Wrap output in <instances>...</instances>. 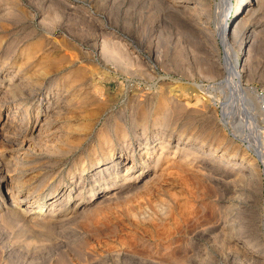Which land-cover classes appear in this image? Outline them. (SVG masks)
<instances>
[{"label": "rangeland", "instance_id": "1", "mask_svg": "<svg viewBox=\"0 0 264 264\" xmlns=\"http://www.w3.org/2000/svg\"><path fill=\"white\" fill-rule=\"evenodd\" d=\"M236 1L0 0V264H264V0Z\"/></svg>", "mask_w": 264, "mask_h": 264}, {"label": "bare ground", "instance_id": "2", "mask_svg": "<svg viewBox=\"0 0 264 264\" xmlns=\"http://www.w3.org/2000/svg\"><path fill=\"white\" fill-rule=\"evenodd\" d=\"M225 2H229V0H224ZM249 0H238L236 1V7L235 9L238 10L239 6L241 5L242 6V9H241V12L244 11L245 9V6H247L249 3H248ZM253 1V0H251ZM220 8V7H219ZM229 11V10H228ZM220 15V14H219ZM226 21L223 23V28L222 29H218L217 30V35H218V38L220 39L221 43L223 44V48H224V62H223V65H224V68L226 70V73H227V77H226V82L228 83V85L230 86L231 88V91L233 92L234 95H240V93H243L244 92V89L242 88L241 86V83H240V79H239V64L237 63L236 59H235V55H234V51H233V47H232V44H231V39L235 36V32L239 31L238 29L234 31V29L231 30V26H229V30H228V35L226 34ZM235 24V23H234ZM234 27V25H232ZM238 27V25H235ZM232 27V28H233ZM2 67V66H1ZM4 78V77H3ZM7 79V78H6ZM5 79V80H6ZM11 79V78H10ZM13 79V78H12ZM8 80V79H7ZM8 85V83H7ZM241 96V95H240ZM261 99L263 100L262 103H264V96L261 97ZM242 111V110H241ZM263 111V110H262ZM245 117V116H244ZM1 125V124H0ZM4 125V123H3ZM6 126H8L7 124H5ZM36 127V126H35ZM1 130V128H0ZM6 131V130H5ZM32 132V131H31ZM262 136V135H261ZM260 137V136H259ZM264 138V137H263ZM256 139V138H255ZM257 140V139H256ZM255 141V140H254ZM255 144V143H254ZM256 146V145H255ZM259 146V145H258ZM258 146L256 147L255 150H257V156H259V159L262 161V163H264V149H262V147L260 146L258 148ZM145 150V149H144ZM143 150V151H144ZM142 153V152H141ZM145 154V153H144ZM111 158V157H110ZM117 161V160H116ZM98 163V162H97ZM116 164V163H115ZM230 165V164H229ZM231 165H238V162L236 161H233L231 163ZM115 166V165H114ZM264 166V165H263ZM104 167V166H103ZM104 170V169H103ZM264 173V172H263ZM1 174V173H0ZM1 176V175H0ZM3 176V175H2ZM1 176V177H2ZM5 179V178H4ZM96 184V182H94ZM94 187V186H93ZM107 188L105 187H102L100 188L98 191H96V193L98 194H101L103 193V195L107 192ZM110 190V189H109ZM94 194V193H93ZM92 194V195H93ZM13 195V193H12ZM20 200V199H19ZM22 203V202H21ZM39 207V206H38ZM23 212V211H22ZM29 213H33L34 210H28ZM25 216V215H24Z\"/></svg>", "mask_w": 264, "mask_h": 264}, {"label": "built area", "instance_id": "3", "mask_svg": "<svg viewBox=\"0 0 264 264\" xmlns=\"http://www.w3.org/2000/svg\"><path fill=\"white\" fill-rule=\"evenodd\" d=\"M261 109L263 110L262 112L264 113V103H263V105H262V108H261Z\"/></svg>", "mask_w": 264, "mask_h": 264}]
</instances>
